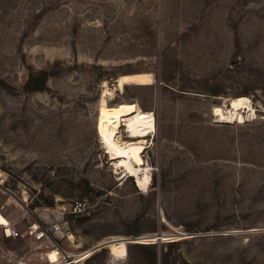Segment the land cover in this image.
<instances>
[{"label": "rangeland", "instance_id": "obj_1", "mask_svg": "<svg viewBox=\"0 0 264 264\" xmlns=\"http://www.w3.org/2000/svg\"><path fill=\"white\" fill-rule=\"evenodd\" d=\"M39 71L45 91L25 92ZM133 73L155 84L119 91ZM106 89L108 105L155 115L147 189L101 145ZM246 96L253 116L216 122L214 107ZM0 171L9 221L22 215L13 198L86 204L61 245L93 250L88 264H264V0H0ZM108 238L125 240V258L100 249ZM6 245L31 262L59 258L34 254L24 231Z\"/></svg>", "mask_w": 264, "mask_h": 264}, {"label": "bare ground", "instance_id": "obj_2", "mask_svg": "<svg viewBox=\"0 0 264 264\" xmlns=\"http://www.w3.org/2000/svg\"><path fill=\"white\" fill-rule=\"evenodd\" d=\"M154 84L155 76L151 73L125 74L116 80V88L119 91H123L128 85L147 87ZM109 89L103 92L100 101L101 110L98 114L97 131L101 145L109 159L114 162L112 164H115L117 170H121L124 179L133 177L138 185L147 189L151 170L145 168L146 164L142 155L149 147L147 138L154 137L157 133L155 115L152 112L140 110L131 103L108 105L109 97L112 96V91ZM253 110L250 98L237 97L229 99L222 106L214 107L212 115L218 116L219 122L231 125L244 123L245 115L243 114H249L251 117ZM122 129L128 141L115 136ZM71 240L73 242L75 237H71ZM100 246V249L109 248L111 257L114 259H123L127 256V244L124 239L108 238ZM77 248H82V243H79ZM92 253H94L93 250L73 254H76V258H81L90 256Z\"/></svg>", "mask_w": 264, "mask_h": 264}, {"label": "built area", "instance_id": "obj_3", "mask_svg": "<svg viewBox=\"0 0 264 264\" xmlns=\"http://www.w3.org/2000/svg\"><path fill=\"white\" fill-rule=\"evenodd\" d=\"M0 172V191L9 192L5 189L6 178L4 173ZM12 200L21 206L22 215L20 220L16 222L0 217V256L2 259L8 264H88L91 256L76 258V254L61 245L64 242L68 244L69 248L73 245L71 237L74 234L69 219L84 213L86 211L85 203L76 202L69 209L46 207L32 210L27 204V198H23V200L18 198L16 199L18 201L13 198ZM2 209H5V207ZM22 231L26 233L32 243L34 254L49 250L58 254L59 258L53 262L36 263L27 261L9 250L6 243L20 240ZM36 245L40 247L38 250H35Z\"/></svg>", "mask_w": 264, "mask_h": 264}, {"label": "trees", "instance_id": "obj_4", "mask_svg": "<svg viewBox=\"0 0 264 264\" xmlns=\"http://www.w3.org/2000/svg\"><path fill=\"white\" fill-rule=\"evenodd\" d=\"M49 78H50V74L46 71H39L35 74H31L24 86L25 92L27 93L44 92L47 87V82ZM155 261L154 264H156Z\"/></svg>", "mask_w": 264, "mask_h": 264}, {"label": "water", "instance_id": "obj_5", "mask_svg": "<svg viewBox=\"0 0 264 264\" xmlns=\"http://www.w3.org/2000/svg\"><path fill=\"white\" fill-rule=\"evenodd\" d=\"M214 119L216 120V122L221 123V122H219V117H218V116H214ZM226 124H227V123H226ZM159 241H161V238H160Z\"/></svg>", "mask_w": 264, "mask_h": 264}]
</instances>
